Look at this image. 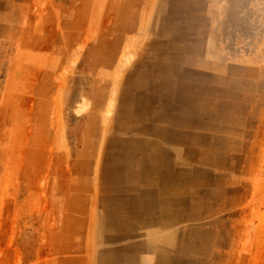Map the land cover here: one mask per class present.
I'll return each instance as SVG.
<instances>
[{
    "label": "rangeland",
    "instance_id": "rangeland-1",
    "mask_svg": "<svg viewBox=\"0 0 264 264\" xmlns=\"http://www.w3.org/2000/svg\"><path fill=\"white\" fill-rule=\"evenodd\" d=\"M0 264H264V0H0Z\"/></svg>",
    "mask_w": 264,
    "mask_h": 264
},
{
    "label": "crops",
    "instance_id": "crops-1",
    "mask_svg": "<svg viewBox=\"0 0 264 264\" xmlns=\"http://www.w3.org/2000/svg\"><path fill=\"white\" fill-rule=\"evenodd\" d=\"M143 105H140L141 108V114L144 112L146 115V120H143L146 122L144 124L142 122L141 131L139 126H134L132 129V137L130 138L131 141L135 142L136 144H139L137 146L138 153H141L142 155H157L158 153L164 154V153H173L175 151V147L179 144L178 141L175 139V135L177 132H183L186 136L185 144L188 145V147H192L191 145L194 144L190 142L191 135H195V133L192 131L191 126H184L181 127L178 124V117H172V119H167L166 121L162 120V116L158 115L160 112H162V102L157 97H152V95L148 96V101L143 102ZM135 110L140 109L138 104H135ZM173 109L175 107H172ZM142 114V115H144ZM194 118L188 117L185 119L186 121H190L194 123ZM133 127V126H132ZM135 127H139L138 129ZM143 128V129H142ZM175 134V135H174ZM178 134V133H177ZM130 198L137 203L140 204V207H137V211H140L136 216H143V212L146 211L144 209L143 203L145 202V196L143 195H126V201L125 206L128 209L127 203L129 202ZM121 204L119 205V207ZM124 207L120 208V210L127 211Z\"/></svg>",
    "mask_w": 264,
    "mask_h": 264
}]
</instances>
